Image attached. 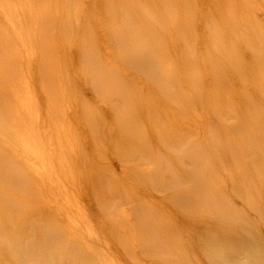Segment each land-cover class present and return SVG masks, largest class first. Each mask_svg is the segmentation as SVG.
<instances>
[{
  "label": "bare ground",
  "instance_id": "6f19581e",
  "mask_svg": "<svg viewBox=\"0 0 264 264\" xmlns=\"http://www.w3.org/2000/svg\"><path fill=\"white\" fill-rule=\"evenodd\" d=\"M248 1L0 0V180L2 185L13 187L4 189L2 199H12L2 206L17 203L10 211L0 209V264H264V114L260 113L264 111V70L259 67L264 63V34L260 21L249 17L247 23L261 28L247 34L251 24L239 27L243 24L238 18L253 11ZM134 8L136 17H144L137 22L127 19ZM206 12L209 17V12L220 14L205 20V26L197 22V32L178 24L184 16L195 18ZM119 13L122 23L115 16ZM96 14L113 18L103 32H94L91 18ZM60 49L63 55L68 51L69 63H59ZM73 51L78 63L71 62ZM136 66L138 69H133ZM207 69L217 80L204 90L199 86L204 84L202 74L209 72ZM249 74L255 75L251 80L256 82L253 89L259 101L235 99L231 85L218 84L220 79L237 76L241 82L249 81ZM136 75L141 79H135ZM76 76L93 82L100 97L95 99L108 103L109 109L82 102L75 94ZM242 87V83L235 85L238 92ZM154 92L167 102L153 105L150 96ZM200 98H206V107L193 105ZM81 106L88 108V114L81 112ZM164 108H176L177 113L166 115L177 125L167 120ZM242 108L258 112L250 127L240 122ZM198 110H205L209 140L203 141L206 132L197 138L194 143L201 140L206 148L194 153L187 145L201 127L192 118ZM215 121L217 129L224 131L223 138L214 130L211 133ZM147 125L159 131L156 136L148 134ZM169 128L179 136L173 138L176 142L172 145L168 142L171 133L164 130L169 132ZM244 130L253 132L245 136ZM183 143L186 151H182ZM224 143L226 151L217 148ZM101 146L103 149L97 150ZM233 151L250 160L238 180L246 198L243 209L233 205L235 195L221 189L226 188L224 181L219 187L220 179L214 182L217 186L213 191L211 183L202 185L208 182L206 178L220 176L226 169L225 152ZM96 154L117 160L128 180L144 182L142 185L148 182L145 192L136 190L129 197L137 200L133 203L134 219L118 195L111 202L100 200L101 182L97 180L98 186L96 177L87 174ZM172 155L191 167L181 166L178 176L165 180L163 173L174 171ZM197 158L209 170L196 172ZM210 161L213 168L208 167ZM109 162L107 169L112 173ZM248 167L254 170V177ZM197 173L199 180L185 185L192 183ZM107 187H101L103 194L112 193V186ZM179 187L184 190L179 191ZM16 189L20 196L12 192ZM150 189L161 194L160 210L155 207L159 203L151 200L157 196L153 197ZM168 190L174 192L170 199L162 195ZM190 190L194 193L189 194ZM236 196L244 199L240 193ZM93 200L99 206L105 201L102 205L106 208L93 209ZM251 214L261 223L256 224L258 235L253 234L256 240L253 235L250 238L255 240L252 249H256L250 253L246 243L237 244L228 236L255 229ZM94 220L98 221L96 226L91 225ZM211 230L217 238L204 240V232ZM221 245L238 246V254L223 256ZM220 247L222 256L219 252L208 261L201 258Z\"/></svg>",
  "mask_w": 264,
  "mask_h": 264
},
{
  "label": "rangeland",
  "instance_id": "374dc122",
  "mask_svg": "<svg viewBox=\"0 0 264 264\" xmlns=\"http://www.w3.org/2000/svg\"><path fill=\"white\" fill-rule=\"evenodd\" d=\"M251 1V3H249ZM256 1V2H255ZM249 0L248 1V3L249 4H251V9H253V11L251 12V13H248L249 14V16H248V14H246V13H244V14H242V17L240 16L239 18H238V22H239V24H243V25H240L239 27H243L244 25L245 26H249L250 24V26H249V28H248V30H247V34H252V30H256V29H258V28H261V27H254V25H253V23H247L248 21H246L247 19H248V17L250 18V20H252L253 19V21L255 22V21H260V24L261 25H263L262 27L263 28H261V29H263V32H261V33H263L264 34V0ZM259 1H260V3H259ZM247 3V2H246ZM263 4V5H262ZM255 5H256V7H255ZM263 6V7H262ZM259 7V8H258ZM260 7H262V8H260ZM258 8V9H257ZM256 9V10H255ZM260 9V10H259ZM259 10V11H258ZM195 11H199V10H195ZM100 12V11H99ZM98 12V13H99ZM209 13H211V16L209 17V16H207L206 14H208V12H206V13H203L202 15H198V14H196V17L195 18H190L189 16H184V17H182V18H180L179 20H178V24L180 25V26H182V27H184L185 29H187L189 32H197V31H199V29H200V25H202V26H205L204 25V21L205 20H210L211 19V17H213V16H215V15H219L220 13H212V12H209ZM253 13V14H252ZM263 13V14H262ZM247 15V17H246V15ZM252 14V15H251ZM86 15H88V14H86ZM115 16H116V18L118 19V21L119 22H123V18H122V14L121 13H119V15H117V14H115ZM137 16V13H136V9L134 8V10H132V11H130V14H129V16L127 17V19H130V20H133V21H135V22H137L138 20H137V18H140V19H143L144 17H142V16H140V17H136ZM255 16V17H254ZM257 16V17H256ZM99 17V18H98ZM252 17H254V18H252ZM51 18V17H50ZM110 18H112V17H106L105 15H95L93 18H91V23L95 26V28L96 29H94L95 31V33H98V32H100V31H104L105 29H107L108 28V26L110 25V22H113V18L112 19H110ZM216 18H218V16H216ZM48 19V18H47ZM55 19H57V17L55 18ZM100 19V20H99ZM102 20V21H101ZM105 21V22H104ZM186 21H188L189 23H186ZM242 21V22H241ZM96 22V23H95ZM101 22V23H100ZM104 22V23H103ZM197 22H199L200 23V25H199V23H197ZM250 22V21H249ZM140 23V22H139ZM247 23V24H246ZM105 25H107V26H105ZM100 27V28H99ZM102 28V29H101ZM105 28V29H104ZM235 28H238V27H235ZM224 29H226V25H225V28ZM250 31V32H249ZM235 32H237L236 30H235ZM125 33V32H124ZM232 33L234 34V31H232ZM237 33H239V32H237ZM258 33V32H257ZM126 34V33H125ZM253 34H254V32H253ZM178 37H179V39H180V37L181 36H179V34L177 35ZM245 36H243V38L240 40V42H242V40L243 39H245L244 38ZM58 38H60V35H59V37ZM58 38H57V40H58ZM62 38H64V37H61L60 39H62ZM87 42H88V39H87ZM165 42H168V41H166L165 40ZM64 44V43H63ZM60 47V46H59ZM63 50V49H62ZM61 49H60V55H59V63H69V58H68V56H67V52L68 51H65L66 53L63 55V51H62ZM107 50V49H106ZM105 50V51H106ZM73 54H72V58H71V62L72 63H78V60H75L76 59V57H75V52L73 51L72 52ZM33 63H37V60H35V62H33ZM89 63H92V62H89ZM114 64H122V63H114ZM257 64V63H256ZM264 63H260L259 64V67L261 66V68H263V70H264V65H263ZM136 65H139V64H136ZM137 67V66H136ZM140 68H142L141 66H140ZM189 68V67H188ZM187 68V69H188ZM210 68V67H209ZM133 69H138V67L137 68H133ZM207 70H209V72L207 71V72H203V74H202V78H203V80H204V84L203 85H200L199 87H204V90L208 87V89L207 90H209V88L211 87V85H213L214 84V82H215V80H217V78L216 77H214L213 78V76H212V73H213V71L212 72H210V69H207ZM215 71H217L216 69H215ZM74 72H75V70H74ZM127 72H132V68L131 67H129L128 66V70H127ZM133 73H134V70H133ZM74 74V73H73ZM135 74V73H134ZM226 74H227V72H226ZM213 75H214V73H213ZM138 75H136V77H135V79H137V80H140L141 78H138L137 77ZM248 77H250V79H249V81H248V79H247V81H243V82H241V80H239V77L237 76V77H234V78H229V80H222V79H220L219 80V82H218V84L220 85V86H225V85H231V89H233V95L235 96L234 98L236 99V96H240V99L241 98H244L245 97V99H248V100H252V101H259L257 98H256V95H255V92H254V89H253V86L256 84V82H252V80H251V78L252 77H255V75L254 74H249V76ZM234 79H236V83L234 82ZM76 80H77V85H76V87H77V90H76V92H75V94H78L79 96H81L80 98H81V101L83 102V100H87V102H86V105H88V106H90V107H92V108H94L95 106H97V105H100V106H102V108H105V109H109L108 107H109V104L107 103V104H101V103H99L95 98L96 97H99V96H97V90L98 89H96V87H94V84H93V82H90V81H88V79L87 78H85L84 76H80V77H77L76 76ZM251 80V81H250ZM199 81H200V79H199ZM199 81H198V84H199ZM210 81V82H209ZM140 82V81H139ZM142 82V81H141ZM143 83V82H142ZM243 84V87H242V89H241V91L240 92H238L237 91V89L235 88V85L236 84ZM69 87H71V86H69ZM68 87V88H69ZM255 87V86H254ZM72 88H73V86H72ZM70 89V88H69ZM206 90V91H207ZM205 91V92H206ZM99 93V92H98ZM204 95H206V93H204ZM244 95V96H243ZM100 98V97H99ZM148 98V97H147ZM145 99V101L146 100H149V98L148 99ZM239 98V97H238ZM207 99H209V98H207ZM150 100L151 101H153L154 103H153V105H155L156 104V106H157V104H160V103H162L163 101H166L165 100V97H163V96H160L158 93H156V92H154V95H151L150 96ZM212 100V99H211ZM143 101H144V98H143ZM144 101V102H145ZM78 102H79V100H78ZM78 102H76V104H78ZM91 102V104H88V103H90ZM167 102V101H166ZM110 103V102H109ZM198 103H202L205 107H206V104H207V100H206V98H200V99H195L194 100V102H193V105L194 104H196V105H200V104H198ZM94 105V106H93ZM105 105V106H104ZM104 106V107H103ZM92 108H90V109H92ZM88 108L87 107H85V106H81V112H83V114H88V110H87ZM142 109H144V108H142ZM167 112H164L165 113V115H166V113H169V114H175V113H177L176 112V108H174V110L175 111H173V110H169V108H164ZM198 111H200V110H198ZM242 115H241V119H240V122H243V121H245V122H243V123H245V124H248L249 125V127L250 126H252V124H254L256 121L255 120H257L256 119V115L258 114V112H257V110H254V109H251L250 111L249 110H247L246 108L244 109V108H242ZM178 112L179 113H182L181 112V110H180V108H179V110H178ZM197 112V111H196ZM205 112V110H203V111H200L199 113H197V114H195L194 116H192V118H196V120L199 122V123H201V127H197V132L199 133V135H198V133H197V135L195 136V138L194 137H190V135H192V134H190L189 135V137H190V141H189V145H187V147H189L190 149H191V147H193V149L192 150H190V151H193L194 150V153H198V152H196V151H200V150H198L199 148L201 149H205L206 147V143H201V142H203V141H208L209 140V135H208V133L205 131V129H206V126L208 125V121H206L205 120V118H206V114L204 113ZM251 113V114H250ZM261 113V115L262 114H264V111H262V112H260ZM244 115V116H243ZM89 116V115H88ZM254 116V117H253ZM244 117V118H243ZM87 118V117H86ZM166 118H167V120H171V118H172V116H167L166 115ZM202 118V119H201ZM261 118H263L262 116H261ZM142 119H144V117L142 118ZM250 119V120H249ZM86 120V119H85ZM172 121V120H171ZM205 122H206V124H205ZM247 122V123H246ZM146 123L148 124V125H150L149 124V122H148V120H147V118H146ZM172 123L174 124V125H177V123L176 122H173L172 121ZM203 123V124H202ZM216 123H218L217 121H215V124H214V126L212 125V127H214V128H212V127H210L211 128V131L212 130H214L215 131V133H214V131H210L211 133H214L215 135H220L222 138H223V136H224V131L223 130H221V129H217V125L218 124H216ZM242 123V124H243ZM250 123V124H249ZM229 124H231L232 125V123H230L229 122ZM147 125V128H148V131L147 132H149L148 134L150 135V136H153V133H155L154 135L156 136L157 135V132H159V131H157V130H155V129H152V127L151 126H148ZM181 125L183 126V127H188V125L186 124V123H181ZM216 127V128H215ZM85 128H87V126L85 125ZM177 128V127H176ZM247 129V128H246ZM87 130V129H86ZM165 130V132L166 133H168V134H170V136H172L171 137V139L168 141V142H170L171 144L170 145H172L174 142H176V140H174V139H177V137L179 138V136L177 135L176 136V134H177V132L176 131H174V130H171L170 128H169V132L167 131V129H164ZM221 130V131H220ZM151 131V132H150ZM157 131V132H156ZM188 131H190V130H186V132H188ZM219 131V132H218ZM223 131V132H222ZM245 131V133H244V135L246 136V135H248L249 134V131H251L250 132V136H251V134H252V132H253V130H249V131H247L246 132V130H244ZM206 132V133H205ZM173 133V134H172ZM179 133V132H178ZM183 133V132H182ZM182 133H180V135H181V137H182ZM204 133L205 134H207V135H205V138H203V141H201L200 140V142H199V144L198 143H194V142H198L196 139L197 138H200V137H203V135H204ZM220 133V134H219ZM184 134V133H183ZM255 134V133H254ZM219 136V137H220ZM254 136V135H253ZM174 138V139H173ZM249 138V137H248ZM174 140V141H173ZM195 140V141H194ZM194 143V144H193ZM250 143H251V141H250ZM201 144V146H199ZM230 144L232 145V143L230 142ZM183 147H182V151L185 149V151L187 150L186 149V145L183 143ZM203 145V146H202ZM225 143L222 145V146H224V148L222 147V146H218L217 145V148L219 149L220 148V150H225L226 151V147H225ZM100 146V145H99ZM194 146H195V149H194ZM198 147V148H197ZM99 149H97V150H101V149H103L102 148V146L101 147H98ZM176 149V148H175ZM93 150V149H92ZM178 151V150H177ZM183 153V152H182ZM100 154V153H99ZM99 154H96V156L94 157V156H92L93 157V159L91 160L92 162L90 163L91 164V167H89L90 166V164L87 166V169L88 170H90V171H88V175H90V173H91V175L93 174V176H95L94 178H95V181H100L101 183H100V192H101V198L102 199H100V200H103L104 198L107 200V201H112L114 198H117V197H120V199L119 200H121V202H122V204H123V207L124 208H126L127 210H129L130 211V213H132V217H133V219H134V217H135V215L136 214H134L133 212H135V210L134 209H136V207H134V205H133V203L135 202V201H137L136 200V198L135 197H133V198H135V200L133 199V198H131V199H129V197H132V196H134V193H135V191L137 190V191H139L140 192V194L141 193H143V191L145 190V189H147V186L146 185H148V182L146 183V185H142V184H144V182H139V181H137V182H132V181H130V180H128L127 179V177H125V176H123V173H122V170H120V167H119V164L117 163V160H115V159H110V160H106L107 158H109V157H104L105 156V153H104V156H100L101 157V159H100V157H99ZM92 155H93V153H92ZM245 155H246V153H245ZM174 155H172V157H173ZM175 156H176V153H175ZM256 157H254V158H258V154L257 155H255ZM183 157H184V154H183ZM237 157H242V155L241 156H237L236 155V151H233L232 152V154H228L227 152H225V154H224V160H223V162H224V164H225V168L226 169H224V171H222L221 173H219V175L220 176H218L217 177V175L216 176H211L210 178H206V181H208V182H202V185L203 184H209V183H211V188H210V190H214L215 188L214 187H216L217 185H214V184H217V182H218V179H220V181L218 182V187L220 186V183H223V181H224V183L226 184V188H221V189H223L224 191L227 189V193H228V195H229V193H230V195H235V196H231L232 197V200L234 201L235 200V203L233 204L234 206H236V208L237 209H243V208H245V201H246V198L244 197V194L242 195V190H241V188H240V184H239V182H238V180H239V178H241V176L245 173V171H247V168H245L244 166H246V165H248L249 163H250V160H249V158H248V160H247V158H244V157H242L243 159L242 160H239ZM96 160H95V159ZM106 158V159H105ZM254 158H252V159H254ZM105 159V160H104ZM117 159V158H116ZM199 161H197V165H198V171H196V172H199L200 170L201 171H207V170H209V169H206L205 168V165H204V162H203V160L202 161H200V159L199 158H197ZM251 159V160H252ZM205 160V159H204ZM255 160V159H254ZM93 161L95 162V163H93ZM106 161H107V163H106ZM109 161H111V163H112V173L110 172V171H108V169H107V166L109 167ZM102 162H104V163H102ZM173 162H174V171L169 175V173L167 172L166 174L165 173H163V177L165 176V180H166V178L168 177V179H170V178H172L173 179V177L174 176H178V174H180L181 172H182V170H183V167H181V166H185V167H191V165H187V164H181V162H179L178 160H176V159H174V157H173ZM199 162V163H198ZM201 162V163H200ZM211 163H209V165H208V167H212V161H210ZM215 162V161H214ZM252 162V161H251ZM100 165H99V164ZM106 163V164H105ZM93 164V165H92ZM102 164V165H101ZM105 164V165H104ZM108 164V165H107ZM96 165V166H95ZM115 165V166H114ZM200 165H201V167H200ZM94 166H95V168H94ZM200 167V168H199ZM91 168H93L94 170H92ZM97 168V169H96ZM105 169V171H104V169ZM115 170H114V169ZM213 168V167H212ZM245 168V169H244ZM178 171H177V170ZM97 170H99V171H97ZM114 170V171H113ZM248 170H250L249 172H250V174H252V176L254 177V170L253 169H251V168H249L248 167ZM107 171V172H106ZM99 172V173H98ZM106 174L105 176H103L104 174ZM113 172H114V174H113ZM165 172V171H164ZM110 173V174H109ZM122 173V174H121ZM97 176H96V175ZM113 174V175H112ZM222 174V175H221ZM103 176V177H102ZM117 176V177H116ZM100 177H102V179L100 178ZM199 175H198V173L196 174V176L195 177H192L191 179V181H192V183H190L189 184V182L186 184L185 183V185H193V181L194 180H199ZM207 177H209V176H207ZM219 177H221V178H219ZM252 177V178H253ZM111 178V179H110ZM115 178V179H114ZM197 178V179H196ZM109 179V180H108ZM211 179V180H210ZM223 179V180H222ZM9 180V179H8ZM8 180H6V181H8ZM119 180V181H118ZM186 180V182H187V178L185 179ZM212 180H214L213 182H212ZM16 181H18V180H16ZM96 182L97 184H98V186H99V182ZM222 181V182H221ZM2 182L3 181H1L0 180V209H5V210H8V211H10L13 207H15L16 205H17V203L15 202V204H14V201H12V203H10V204H8L7 205V207L6 206H2V204L8 199V200H10V199H12V198H10V197H4V199H2V195L3 196H5V194H3L4 192H6L5 190H8V191H10V188H13L12 186H10V185H7V186H9V187H7L6 185H2ZM108 182V183H107ZM215 182V183H214ZM255 182V180H253V183ZM113 183H115L114 185H113ZM126 183H128V184H126ZM136 183V184H135ZM140 183H142V184H140ZM214 183V184H213ZM223 183V184H224ZM238 183V184H237ZM105 184V185H104ZM108 184H110V186H112L111 187V192L112 193H108V195L107 194H103V190L101 189V187H103V189L104 190H107L108 189ZM133 184V185H132ZM138 184H139V186H138ZM105 187H104V186ZM118 185V186H117ZM214 185V186H213ZM121 186V187H120ZM140 186H142V187H140ZM145 186V187H144ZM222 186V185H221ZM124 187V188H123ZM125 187H128V189L127 188H125ZM140 188V190H139V188ZM144 187V188H143ZM3 188V189H2ZM120 190H119V189ZM214 188V189H213ZM229 188V189H228ZM251 188L253 189V186L251 185ZM5 189V190H4ZM177 189H178V187H177ZM232 189L234 190V192L235 193H233L232 194ZM4 190V191H3ZM102 190V191H101ZM122 190H124V191H122ZM127 190V191H126ZM130 190H131V192H130ZM182 190H184V189H182L181 187H179V191H182ZM7 191V192H8ZM146 191V190H145ZM144 191V192H145ZM152 192L151 193V195H153V197H155V196H157L156 198H152L151 200H152V202L154 201V203L155 204H157V203H159V205H156L155 207L157 208V209H159L160 210V207H163V206H161V204H160V202H159V200H158V198H160L159 197V195L161 196V194H159L158 192H156V191H153V190H149V192ZM12 192L14 193V192H16V194L18 195L19 194V196H20V193H18V190L16 189V191H14V190H12ZM122 192H123V194H122ZM117 193V194H116ZM119 193V194H118ZM129 193V194H128ZM167 193V194H166ZM169 193V194H168ZM172 193H174V192H169V190H168V192H165V193H163L162 195L164 196L165 195V197H167L168 196V199H170V196H172L173 194ZM190 193H194L192 190H190L189 191V194ZM236 193H240V195H241V198L243 197L244 199V201L243 200H240V199H238L237 198V196H236ZM113 194V195H112ZM121 194V195H120ZM114 195H118L117 197L116 196H114ZM229 195V196H230ZM107 198H106V197ZM236 197V198H235ZM126 199L128 200V201H126ZM133 200V201H132ZM157 200H158V202H157ZM17 201H19V200H17ZM242 201V202H241ZM244 202V203H243ZM85 203V208L86 207H88L87 206V204H89V203H87V202H84ZM103 203H105V201H103V202H101V206H99V205H97L96 204V202L93 200V202H92V204H90V205H92V208L93 209H99V208H106V207H103ZM125 203H127V204H125ZM130 203V204H129ZM136 203V202H135ZM232 203V202H231ZM13 204V205H12ZM53 204V203H52ZM98 204H99V201H98ZM98 206H99V208H98ZM133 206V207H132ZM97 207V208H96ZM96 210H92L93 212H95ZM7 211V212H8ZM207 211V210H206ZM208 212V211H207ZM209 213V212H208ZM210 214V213H209ZM134 215V216H133ZM159 216H157V218H158ZM251 217H254L253 218V221H254V225H253V227H255V229H253V228H250L249 230H247L246 231V233H244V232H241V235H239L238 236V233L239 232H237V233H235L236 235H234L235 237H233V235H229L228 237H231V241H233V242H235V243H239V242H241V243H244V245H245V243L247 244V245H245L247 248H248V252H252L253 250H256L255 248L254 249H252V247L253 246H251V245H254V243H255V240H256V236H254L253 234L255 233H257V235H258V232H260L259 230V228H258V232L256 231L257 230V225H259L261 222L260 221H258L255 217L256 216H254V215H252L251 214ZM256 219V220H255ZM96 220H94V221H92L91 222V225H95L98 221H96ZM259 224H258V223ZM257 224V225H256ZM96 226V225H95ZM159 226H161L160 224H159ZM94 227V226H93ZM94 229H96L95 227H94ZM241 231V230H240ZM207 231H205L204 232V234H205V237H206V239H204V240H211V239H216L217 238V236H216V234L214 233L215 231H213V230H211V231H208L207 233H206ZM219 233V235L221 234L222 235V233L221 232H218ZM252 235H253V237L255 238V240H253V239H250V238H253L252 237ZM215 237V238H214ZM241 237V238H240ZM234 238V239H233ZM246 238V239H245ZM190 240V239H189ZM195 240L197 241V238H195ZM202 240V239H201ZM201 240H198V244H200L201 242H203V240L201 241ZM247 240V241H246ZM251 240H253V241H251ZM237 241V242H236ZM264 242V241H263ZM221 243V242H220ZM240 243V244H241ZM222 246V250H223V252L225 253V254H223V256H230V253H236V254H234V255H237L238 253H237V248H238V246L236 247H225V246H223V245H221ZM249 246V247H248ZM224 248H225V250H224ZM250 249H252V251L250 250ZM220 250H221V247H220V249H219V251L218 252H216V253H214V251L213 252H211L212 250H210V251H207L206 253H204V255H205V257H204V255H203V257H201V258H203V259H205V261H208V260H210L212 257H214V255H216V254H218L219 255V252H220ZM222 250H221V252H222ZM231 250V251H230ZM121 251V250H120ZM123 252V254H125L124 253V251H122ZM221 252H220V254H221ZM262 252H264V250L262 251ZM262 252H260V253H262ZM214 254V255H213ZM222 254H221V256H222ZM227 254V255H226ZM207 256V257H206ZM208 259V260H207ZM149 261H147L146 263H148ZM149 264H150V262H149Z\"/></svg>",
  "mask_w": 264,
  "mask_h": 264
}]
</instances>
